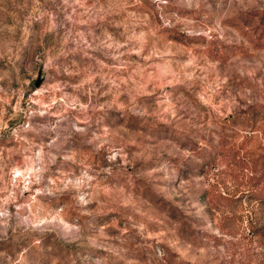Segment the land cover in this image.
Here are the masks:
<instances>
[{"label": "rangeland", "instance_id": "obj_1", "mask_svg": "<svg viewBox=\"0 0 264 264\" xmlns=\"http://www.w3.org/2000/svg\"><path fill=\"white\" fill-rule=\"evenodd\" d=\"M255 103L264 0H0V264H264Z\"/></svg>", "mask_w": 264, "mask_h": 264}, {"label": "trees", "instance_id": "obj_2", "mask_svg": "<svg viewBox=\"0 0 264 264\" xmlns=\"http://www.w3.org/2000/svg\"><path fill=\"white\" fill-rule=\"evenodd\" d=\"M240 130L247 133L243 136L238 151L245 153V166L251 165L252 172L258 175V180L255 187L249 193H245V197L250 203H256L264 207V104L255 103L249 105L243 111V117L239 123ZM234 137V136H232ZM237 139H234V146ZM232 141L221 137L217 144H211L209 142L204 143V146H197V153L205 159L206 165H215L216 160L222 156L228 145H231ZM255 143L254 145H250ZM259 153V155H258ZM207 160V161H206ZM260 163V168L256 166ZM254 166V167H253ZM204 201L212 202L209 199L208 191L203 192ZM213 207L211 206L210 209ZM105 225V224H104ZM150 250V249H147ZM159 253L161 256H159ZM144 264H192L191 262L182 260L176 253L171 251L167 246H160L159 251H148L144 254Z\"/></svg>", "mask_w": 264, "mask_h": 264}, {"label": "water", "instance_id": "obj_3", "mask_svg": "<svg viewBox=\"0 0 264 264\" xmlns=\"http://www.w3.org/2000/svg\"><path fill=\"white\" fill-rule=\"evenodd\" d=\"M40 84H41V80H38V81L35 82L36 87H39Z\"/></svg>", "mask_w": 264, "mask_h": 264}]
</instances>
